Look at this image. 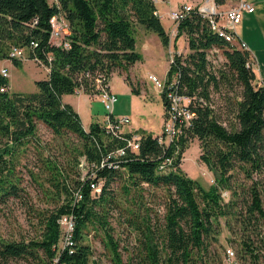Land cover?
<instances>
[{"label": "trees", "instance_id": "16d2710c", "mask_svg": "<svg viewBox=\"0 0 264 264\" xmlns=\"http://www.w3.org/2000/svg\"><path fill=\"white\" fill-rule=\"evenodd\" d=\"M157 10L155 0H0V58L10 57L19 64L23 58L9 53L18 45L27 49L29 57H41L50 65L48 75L35 80L38 90L28 92L11 87L2 91L11 79L0 70V204L11 197H25L27 189L18 164L30 143L46 150L38 136L39 123L62 139L67 157L64 163L51 152L38 153L39 171H31L48 185L44 186L48 204L36 209L40 227L29 239L0 237V260L92 264L88 236L94 228L107 237L114 264H124L110 220L118 207L127 225L140 233L139 264H222L218 247L225 250L219 237L224 223L236 232L241 255L252 254L255 264H264L259 263L264 239L257 244L252 235L261 234L264 226V84L249 63L252 55L248 49L231 46L212 30L209 18L196 10L183 19L174 43L178 45L179 37L186 34L191 51L176 53L168 72L180 70L179 88L196 96L197 115L177 142L168 146L159 143L153 132L140 129V148L120 157V167L102 162L110 150L124 144L122 137L108 132L99 120L86 129L78 110L63 100L65 93L82 86L85 92H97V75L108 81L115 69L128 71L142 58L136 49L138 24L156 31L168 47L170 33ZM58 12L69 21L68 46L51 42L50 18ZM214 45L225 56L218 66L208 58ZM126 79L131 83L129 75ZM235 83L239 91L226 95V125L214 104V91ZM162 96L166 107L164 92ZM70 136L79 141L75 147L67 142ZM192 136L201 142V159L216 173L209 186L181 166ZM83 156L88 161L85 176L80 166ZM165 156L173 159L167 169H161ZM93 172L95 178L105 177L97 195L91 189ZM114 180L122 183L125 203L112 191ZM145 183L164 189L165 211L160 223L153 219L152 208L137 198ZM78 189L83 193L81 199L75 198ZM224 190L229 191L228 199ZM69 213L75 217L74 242L61 247L60 218Z\"/></svg>", "mask_w": 264, "mask_h": 264}, {"label": "rangeland", "instance_id": "374dc122", "mask_svg": "<svg viewBox=\"0 0 264 264\" xmlns=\"http://www.w3.org/2000/svg\"><path fill=\"white\" fill-rule=\"evenodd\" d=\"M181 1L183 0H172V4H177ZM158 5L160 8H163L166 4L159 2ZM163 22L170 29V20L164 18ZM135 36L137 39L136 49L141 52L142 58L131 65L128 71L119 68L115 69L114 73H112L111 81L118 95L115 112L118 115H127L130 117L131 121L127 124L128 128H139L143 126L153 133H158L162 129L166 107L162 93L151 79L150 73H156L161 78L165 76L170 67V48L173 51L178 48L181 49L183 55H187L191 49L186 34L179 37L178 45L175 46L174 42H172L167 47L163 44L156 31L146 28L143 24L136 26ZM27 52L26 49L25 54L27 57L24 58L25 60L19 64L9 62L8 69L12 72L15 90L27 92L36 91L38 90V86L35 80L36 78L46 77L47 68L35 59L29 57ZM215 57L218 62L216 64L217 66L223 63V60L220 58L225 57L223 50L221 49L220 53L215 54ZM1 61L8 62L7 60ZM256 69L261 76L258 64L256 65ZM127 75L130 76L132 84L126 79ZM261 78L264 77L261 76ZM133 87L137 88L139 92L134 91ZM239 88L235 83L234 86H222L221 91H214V104L218 108L219 113H221L220 119L226 125L229 124L226 119L227 114L223 112L226 108V95L239 91ZM74 93V95L67 97H79L83 100L86 109L82 111V121L88 127L92 121L99 117L96 115L97 112L100 114L105 112L104 104L99 96H97L98 98H89L85 91H75ZM90 108L93 109V113L89 112ZM232 116L229 114V117L232 118ZM38 136L41 139V143L46 145V150L40 146L38 150V147L36 148L34 144L30 143L26 149V154L21 155L18 167L23 178L22 183L27 190L24 198L11 197L8 202L0 204V237L8 239H29L37 234L40 221L36 209L45 207L48 204L45 202L47 197L44 194V186H48L47 183L31 171V169L39 171L41 160L37 158L38 153L42 150L44 153L51 152L60 161L67 162L65 152H63L66 146L65 143H62V139L59 136H54L51 130L43 123H39ZM67 142L72 147L79 144V141L74 136L68 137ZM200 144L201 142L198 137H190L188 147L183 151L181 166L190 176L200 180L205 186H209L213 183L212 178L215 177L216 173L201 159L200 154L202 148ZM261 177V184L264 187V174ZM121 184L120 180H114L111 183V188L114 189L112 191L117 195L119 200L121 199V202L125 203L124 194L122 195L121 193ZM144 186L142 195L137 192V198L138 200H143V206L147 204L152 208L153 219L156 223H160L163 221L165 211L164 189L153 188L147 183ZM224 193L223 195L228 199L229 191L226 194ZM110 220L114 226V235L120 242L124 264H139L138 238L140 233L133 227L127 225L125 217L118 207L112 211ZM223 225L224 227L219 237L225 250L220 246L218 247L223 256L222 264H225V252L228 247L235 249L241 264H255L256 260L252 254H245L243 256L239 252L236 232L231 231L225 223ZM261 229V234L259 235L256 232H252L257 244L264 239V226ZM106 239L107 237H105L103 230H95L94 228L91 230L88 241L93 249L92 264H114L112 259L113 254L110 247L106 244ZM131 256L132 259H130ZM259 263H264V255H260ZM0 264H35V262L32 259L11 258L8 261L0 260Z\"/></svg>", "mask_w": 264, "mask_h": 264}, {"label": "built area", "instance_id": "2783aa9c", "mask_svg": "<svg viewBox=\"0 0 264 264\" xmlns=\"http://www.w3.org/2000/svg\"><path fill=\"white\" fill-rule=\"evenodd\" d=\"M255 4L252 0H225L219 2L217 0H183L178 6L171 9L169 17L172 20L170 29V44L175 41V37L179 30V24L185 19L192 11L196 10L202 15L209 18L210 27L213 31L217 32L233 47H239L242 49H248L247 42L239 34V25L241 24L243 14L245 11L251 12L255 10ZM159 13V10H157ZM160 14V13H159ZM51 23V42L55 44L69 45L67 38L70 33V25L66 16L62 12L55 13L50 18ZM36 45L37 42H34ZM169 44V46H170ZM175 44V43H174ZM168 46V47H169ZM176 46V45H175ZM221 47L214 45L209 49L208 58L216 65L217 59L215 54L221 52ZM170 50V65L175 63V54H183L178 48L173 51ZM11 57L26 58V50L24 47L13 45L10 49ZM51 55L49 58L51 59ZM223 61L225 57H220ZM33 59L44 65L48 70L50 69L49 63L45 62L41 57L34 56ZM222 61V62H223ZM253 66V57L249 60ZM217 66V65H216ZM4 75L9 76L7 67L0 69ZM180 70L176 69L171 75L167 71L164 77L158 76L156 73H150L151 79L155 82L160 92H164L166 95V109L165 118L160 132L154 134L157 137L159 143L163 145H170L177 142V139L181 137L186 129L191 125L194 117L197 115L194 103L196 96H192L180 90ZM261 83L264 84V78H261ZM95 85L98 89L94 94L100 97V100L104 104L106 109V117L104 119V125L108 132L122 137L124 144L117 146L113 150H110L106 157L103 158L110 165L120 167V157L126 155L128 150L137 152L140 148L141 139L143 133L138 129L127 127V124L131 121L127 115H118L115 112V105L118 100L117 92L112 88L110 80H105L101 75L95 77ZM11 84L4 85L1 90H8ZM85 91L84 87H79L76 92ZM173 156H165L160 164L161 169H167L172 162ZM88 161L85 156L81 158L80 166L84 169V176L87 173ZM96 174H91V189L93 195L99 194L104 186L105 177L95 178ZM215 181V177L212 178ZM224 194L228 191H223ZM82 191L78 189L75 192V198H82ZM60 222L63 228L62 237L59 246L66 247L71 246L74 242L75 231V217L72 213L64 214L60 218ZM225 264H241L237 252L234 248L228 247L225 252L224 258Z\"/></svg>", "mask_w": 264, "mask_h": 264}, {"label": "crops", "instance_id": "0c3cea01", "mask_svg": "<svg viewBox=\"0 0 264 264\" xmlns=\"http://www.w3.org/2000/svg\"><path fill=\"white\" fill-rule=\"evenodd\" d=\"M252 1L254 2L256 8L254 11H251V12L245 11L244 12L243 18H242L241 24L239 25L238 30H239L240 36L247 42V44L249 46V51L253 57L254 64H255L254 67L256 68V65L258 64L259 69H260L259 72H260L261 76L264 77V0H252ZM155 2L158 6V10H159V13H160L162 20L164 18H168L171 22L170 24H172V20L169 17V12L171 11V9L178 6L182 1L177 3V4H172V0H155ZM159 2H162V4H166V5L163 6V8H160V6L158 5ZM166 28H167V30H169V27H166ZM178 40H177V44H178ZM1 60H7L8 62L6 63L5 61H1ZM21 60L23 61L25 59L23 58ZM256 60L258 62L257 64H256ZM0 61H1L0 62V69L2 67L8 68L9 62H14L16 64V62L10 57L0 58ZM8 71H9V77L11 79V82H10L11 83V89H14L12 72L9 69H8ZM46 72H47V74H46V76H47L49 70L47 69ZM257 73H258V70H257ZM258 76H259V78H261L259 73H258ZM36 79H38V78H36ZM110 84H111L112 88L115 90V87L112 84L111 79H110ZM74 94L75 93H65L63 95V100L65 102L71 103L78 110V112L80 113V115L82 117V111L84 109H86L85 103L83 102V100L79 97L78 98L67 97L69 95H74ZM86 94H88L87 96L89 98H95V97L98 98L97 97L98 95H96L94 93L86 92ZM89 112L93 113V109L90 108ZM96 115H98L99 117L95 120L104 121V119L106 117V109H105V112L103 114H100L97 112ZM100 115H101V117H100ZM164 118H165V115H164ZM163 122H164V119H163ZM83 125H84V123H83ZM162 125H163V123H162ZM84 127L86 129H89L90 126L87 127L86 125H84ZM135 129H138V130L146 129V130H148L147 128H145L143 126H141L139 128H135ZM148 131H150V130H148ZM154 134H156V133H154Z\"/></svg>", "mask_w": 264, "mask_h": 264}]
</instances>
